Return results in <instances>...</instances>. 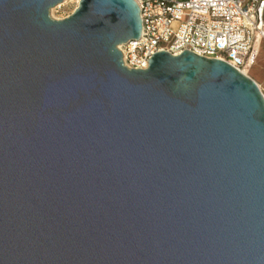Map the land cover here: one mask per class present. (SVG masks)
<instances>
[{
    "label": "water",
    "instance_id": "95a60500",
    "mask_svg": "<svg viewBox=\"0 0 264 264\" xmlns=\"http://www.w3.org/2000/svg\"><path fill=\"white\" fill-rule=\"evenodd\" d=\"M0 0V264H264V94L226 61L130 69L135 0Z\"/></svg>",
    "mask_w": 264,
    "mask_h": 264
},
{
    "label": "built area",
    "instance_id": "2783aa9c",
    "mask_svg": "<svg viewBox=\"0 0 264 264\" xmlns=\"http://www.w3.org/2000/svg\"><path fill=\"white\" fill-rule=\"evenodd\" d=\"M142 35L119 46L125 66L147 69L156 52L185 50L252 72L264 45V0H135Z\"/></svg>",
    "mask_w": 264,
    "mask_h": 264
},
{
    "label": "rangeland",
    "instance_id": "374dc122",
    "mask_svg": "<svg viewBox=\"0 0 264 264\" xmlns=\"http://www.w3.org/2000/svg\"><path fill=\"white\" fill-rule=\"evenodd\" d=\"M65 1L51 8L50 14L54 19H64L70 16L79 5L77 0H72L67 2L65 5L59 7ZM262 50V55L264 57V46ZM251 77L257 82L258 86L264 94V61H260L258 66L254 68V70L251 72Z\"/></svg>",
    "mask_w": 264,
    "mask_h": 264
},
{
    "label": "crops",
    "instance_id": "0c3cea01",
    "mask_svg": "<svg viewBox=\"0 0 264 264\" xmlns=\"http://www.w3.org/2000/svg\"><path fill=\"white\" fill-rule=\"evenodd\" d=\"M263 46H264V45H263ZM263 46H262V49H263ZM262 49H261V54H260L259 61H258L257 65H256L255 67L258 66V64H259L260 61H264V57H263V55H262V51H263ZM255 67H254V68H255ZM254 68H253V70H254ZM253 70H252V71H253Z\"/></svg>",
    "mask_w": 264,
    "mask_h": 264
},
{
    "label": "bare ground",
    "instance_id": "6f19581e",
    "mask_svg": "<svg viewBox=\"0 0 264 264\" xmlns=\"http://www.w3.org/2000/svg\"><path fill=\"white\" fill-rule=\"evenodd\" d=\"M69 1H72V0H66V1H65L63 4H61L59 7L65 5V4H66L67 2H69ZM80 1H81V0H77L78 3H80ZM53 10H54V9H53ZM53 10H52V12H53ZM52 14H53V13H52ZM248 75L251 77V73H249Z\"/></svg>",
    "mask_w": 264,
    "mask_h": 264
}]
</instances>
